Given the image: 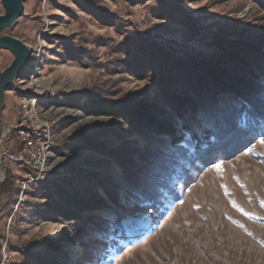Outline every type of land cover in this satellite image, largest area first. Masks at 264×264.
<instances>
[{
    "label": "rangeland",
    "instance_id": "1",
    "mask_svg": "<svg viewBox=\"0 0 264 264\" xmlns=\"http://www.w3.org/2000/svg\"><path fill=\"white\" fill-rule=\"evenodd\" d=\"M3 34L30 54L4 94L0 119L11 132L1 145L16 148L22 103L34 100L57 146L42 182L24 186L25 169L3 162L6 264H264V115L247 119L243 94L213 85L205 70L211 94L238 106L216 134L192 92L172 87L179 110L166 101L163 78L172 63L210 59L227 41L264 56V0H25ZM12 60L0 50V72ZM109 101L142 103L152 116L148 134L181 158L167 180L149 179L145 159L159 148L118 118L88 114ZM118 152L154 189L151 203L126 196Z\"/></svg>",
    "mask_w": 264,
    "mask_h": 264
},
{
    "label": "trees",
    "instance_id": "2",
    "mask_svg": "<svg viewBox=\"0 0 264 264\" xmlns=\"http://www.w3.org/2000/svg\"><path fill=\"white\" fill-rule=\"evenodd\" d=\"M236 43L227 41L225 45H219L220 49L218 53L210 59L203 58V60L197 62L172 63L171 67L168 68L169 72H166L163 77L166 84V101L174 109L179 110L181 104L177 101V98L171 97L170 92L172 87L181 86L180 88L183 93L192 92L196 97L197 112L203 124L212 129L216 134L225 131V128L228 127L232 120L231 118L235 116L234 113L238 106L235 105L230 96L211 94V85L208 84V80L205 78V70H207L208 78L213 81V85H217L220 88L237 90L243 94L241 98L247 104V119L255 120L259 116L264 115V86L257 81V78L252 74L250 69V64H256L259 71L264 75V56L259 55L261 58H258L254 52L259 51L254 50L249 44L242 45L247 48L244 50L243 48L240 49V45ZM167 59L168 57L164 53L160 54L156 63L161 64L160 68H162V66L167 64ZM88 114L93 116H112L122 120L136 134L147 140L146 142L156 146L163 152L159 153L160 155L157 158L152 153V155H147L149 156L148 159H145V162L149 163V167L147 168L153 173L149 177L151 182L157 179L160 181L167 180L176 169L177 162L181 160L180 156L176 154V151H171V149L166 147L167 145L164 140L148 134L151 128L150 123L154 121L152 116L146 112L142 103L133 101L126 103L103 102L99 103L97 107L91 108ZM117 154L111 156L124 171L126 196L136 200L138 203H151L150 199L152 198L153 200L155 198L152 196L153 194L148 195L151 191L150 186H146L148 181H144L138 177L139 171L137 170L139 169L127 161L128 159L125 154H121L120 152ZM162 154H174L176 157L175 159L170 158L166 162ZM160 163H163L164 166H160ZM3 186H1V189ZM93 226L95 230H99L103 226V223H96Z\"/></svg>",
    "mask_w": 264,
    "mask_h": 264
},
{
    "label": "built area",
    "instance_id": "3",
    "mask_svg": "<svg viewBox=\"0 0 264 264\" xmlns=\"http://www.w3.org/2000/svg\"><path fill=\"white\" fill-rule=\"evenodd\" d=\"M35 104L34 100L22 103L21 122L15 129L16 148L6 149L1 145L4 139L0 142V169H3L4 161L25 169L24 186L42 182L57 163L55 157L57 146L52 135V122L39 115ZM8 257L5 249H2L0 264H6Z\"/></svg>",
    "mask_w": 264,
    "mask_h": 264
},
{
    "label": "water",
    "instance_id": "4",
    "mask_svg": "<svg viewBox=\"0 0 264 264\" xmlns=\"http://www.w3.org/2000/svg\"><path fill=\"white\" fill-rule=\"evenodd\" d=\"M25 0H0L1 7L4 11L3 15H0V50H6L13 56L12 62L7 68L0 72V110L4 104V94L7 89L13 84L14 80L20 74V71L25 66L30 50L29 48L19 40L3 34V32L9 29L16 20H18L24 12ZM6 125L7 130L0 138V142L7 137L10 133V127L0 119V130L4 129L3 125ZM3 177L0 180V184L6 177V170L3 167Z\"/></svg>",
    "mask_w": 264,
    "mask_h": 264
},
{
    "label": "bare ground",
    "instance_id": "5",
    "mask_svg": "<svg viewBox=\"0 0 264 264\" xmlns=\"http://www.w3.org/2000/svg\"><path fill=\"white\" fill-rule=\"evenodd\" d=\"M31 85H32V84H31ZM33 85H37V84L33 83ZM37 88H38V87H37ZM3 126H4L3 132L5 133V131L7 130V127H6L5 124H4ZM3 135H4V134H3ZM2 177H3V169H0V180L2 179Z\"/></svg>",
    "mask_w": 264,
    "mask_h": 264
}]
</instances>
